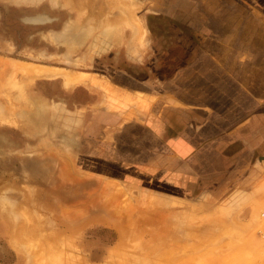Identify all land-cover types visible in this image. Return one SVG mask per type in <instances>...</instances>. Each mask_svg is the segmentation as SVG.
I'll return each mask as SVG.
<instances>
[{
	"label": "rangeland",
	"instance_id": "374dc122",
	"mask_svg": "<svg viewBox=\"0 0 264 264\" xmlns=\"http://www.w3.org/2000/svg\"><path fill=\"white\" fill-rule=\"evenodd\" d=\"M96 6L98 7L96 8ZM152 6L149 0H0V80L3 76L0 81V264H41L39 259L42 258L43 252L41 250L42 238L45 239V245L54 247L53 250L57 249L56 252L53 250L49 252L53 253L51 254V260H55L52 262L53 264H159V262L160 264H214L216 260L215 264H264V188L245 194L242 199L237 201L232 200L201 207L171 197L169 194L135 186L121 178L103 177L94 172L84 171L78 165L77 156L80 153L79 150L84 147L81 142L89 141L88 124H80L87 113L89 91L83 87H79L77 90H73V87L61 89L62 78H37L33 73L32 67L39 64L58 66L69 70H88L96 54L99 57H101V53L104 57L120 55L121 48H109L111 45L108 44L109 49H104L106 39L101 33L107 29L110 32L120 30V32L129 33L128 29L130 28L126 27L123 18L125 14L132 12H135L138 21L147 22L146 24L149 22V26H151L155 19L147 18L144 14L146 9ZM103 7L107 11L102 9ZM125 10L132 12L128 13ZM114 12H118V15H114L116 14ZM159 21L156 25L161 24ZM118 22L123 27L122 25L118 26ZM167 23L169 22L167 21ZM67 24H69L68 28L65 27V25L68 26ZM89 27L90 29H88ZM106 27L107 29H105ZM86 29L90 30L89 32L87 30L88 34ZM84 37L86 38L84 39ZM5 59L11 62L7 63ZM13 60L24 61L23 65L27 62L26 67L32 63L34 66H28L27 70L30 69L29 74H33L30 76L25 72L26 68L23 70L19 66L20 64H16ZM1 65L5 68L10 65L11 69L7 72L8 70L5 71ZM6 72L8 76H5ZM23 74L26 75L22 76ZM28 75L30 78L27 80ZM25 76L28 77L25 78ZM17 80H20V83ZM13 83H15V88L12 87ZM17 83L21 85L16 87ZM24 114H26L25 119ZM34 114L36 118H34ZM75 118L78 124L72 123ZM29 122L30 124H28ZM118 137L122 139L123 136L119 133ZM38 152L39 155H37ZM46 152L47 154H49L48 152L52 153L49 154V156L52 155L51 158L44 155ZM56 154L59 155L57 158ZM40 156L42 161H38ZM60 157L64 159V163L63 160L60 161ZM64 157L72 160V163L69 161L74 165H70L72 170L78 175L80 173L82 177L80 175L79 177L85 178L86 183L91 186L88 187L86 184L77 182L76 184L71 179L69 180L73 183L63 179L64 171L60 170H63L65 166L66 159ZM29 159H33V162H30L33 164L28 165L27 162L31 161ZM58 159L59 161H57ZM36 162L38 166L44 165L45 167L47 165L45 173L49 174H42L44 173L42 172L43 167L41 166L39 171L40 166L37 168ZM59 162L63 163L62 167ZM19 163H24L25 170H30L23 171V166ZM31 168H36V172ZM38 171L44 176V179L37 173ZM32 174L33 176L39 174L40 179H36L37 176L34 178ZM50 174H52V178ZM49 178L52 179L51 183L55 184L54 186L50 185ZM41 179L42 181L46 179V183L40 181ZM104 187L112 188L113 191L110 192L119 191L121 193L119 202H122V209L119 211L131 215L135 211V219L138 218L142 222L143 219H147L152 222L156 219L162 220L163 214V217H168L170 220L173 217L174 221L171 220L173 221L171 227L178 238L175 236L172 238L174 243L170 238L165 240V237L157 240L164 245L167 242L166 245L170 247H166L165 250H171L169 252L163 249V251H158L159 242L153 241L154 237H159L161 225H140L137 221L136 225H132L133 228H129L133 231L137 227V230L131 233L127 232L121 238L119 234H122L121 230L127 222L123 219L124 221L122 220L121 223L118 217H114V212L109 213L112 207H102L101 209L95 207L96 210L91 208L92 215L85 214L78 219L69 217L66 219L64 212L73 209L74 204L79 202H77V197L78 200L82 198L81 201L88 202H92L94 197V201L98 198L102 203L107 199L114 200L115 195L113 197L112 193H104ZM72 195L75 196L76 202L70 198ZM28 198L29 200H27ZM84 198L86 199L84 200ZM102 209L107 210L104 212ZM97 216L100 219H96ZM159 216L161 217L159 218ZM149 217L152 218L149 219ZM89 218L93 219L92 222ZM212 218L218 219H216V223ZM106 219L110 224L103 222ZM209 221H214L213 223L217 226L211 228L210 225L213 224ZM219 221L224 224L223 227L220 226L222 223L219 224ZM33 230L38 233L32 237L30 232ZM67 230H69V234ZM208 231L212 233L213 238H208L211 236ZM205 234L206 237L203 236L202 240L200 236ZM216 236L218 237L216 238ZM57 237L59 238L57 239ZM190 237L194 243L191 242ZM197 238L202 241L201 243L198 239L200 241L198 246ZM204 238L208 242L211 239H216L211 241L212 244L207 245L208 242ZM177 241L178 243H176ZM229 241L232 243L229 244ZM205 245L208 246V250ZM220 245H224L221 247L222 249L220 248L221 251L217 250ZM188 246L191 247L188 248ZM211 246L221 254H217L216 251L217 255L212 254ZM203 248L204 250L201 251ZM163 252L168 256L163 255ZM60 253L61 258L59 257ZM197 253L198 255H196ZM170 254H172V259L169 258ZM57 257L63 258V260L59 259V261ZM46 263L52 264L51 262Z\"/></svg>",
	"mask_w": 264,
	"mask_h": 264
},
{
	"label": "crops",
	"instance_id": "0c3cea01",
	"mask_svg": "<svg viewBox=\"0 0 264 264\" xmlns=\"http://www.w3.org/2000/svg\"><path fill=\"white\" fill-rule=\"evenodd\" d=\"M149 1L143 39L107 29L121 54L70 70L90 93L78 165L201 207L263 189L264 0Z\"/></svg>",
	"mask_w": 264,
	"mask_h": 264
},
{
	"label": "bare ground",
	"instance_id": "6f19581e",
	"mask_svg": "<svg viewBox=\"0 0 264 264\" xmlns=\"http://www.w3.org/2000/svg\"><path fill=\"white\" fill-rule=\"evenodd\" d=\"M96 5V4H95ZM98 6H96V8H97ZM125 7V6H124ZM95 8V7H94ZM95 8V9H96ZM102 9H104V10H106L107 11V9L106 8H102ZM92 11H93V9H92ZM101 11V10H100ZM103 11V10H102ZM117 11V10H116ZM126 12H128V10H125ZM130 11V10H129ZM130 12H132V11H130ZM130 12H128V13H130ZM114 13H116V12H114ZM118 13V12H117ZM114 14V15H118V14ZM94 14V13H93ZM120 14V13H119ZM134 15H130V14H125L124 15V18L122 17V15H121V17L124 19L123 21H124V23H125V25H126V27H129L131 30H133V32H135V34L137 33L138 35H139V33H140V35L138 36V37H136V38H139L140 36H142V39H143V35H145V33H144V31H146L143 27H142V23L140 22V21H138L139 19H137L136 18V15H135V12L133 13ZM109 15V14H108ZM114 15H112V17H115ZM104 17V16H103ZM111 17V18H112ZM45 19V18H44ZM104 20V19H103ZM114 23V22H113ZM119 23V22H118ZM68 26H66L65 25V27L66 28H68L69 27V24H67ZM73 25V24H72ZM122 24H120L119 23V25L118 26H121ZM122 27H123V25H122ZM73 28V27H72ZM74 28H75V26H74ZM73 28V29H74ZM88 29H90V27L88 28ZM88 29H86L85 31H86V33H87V30ZM105 29H107V27L105 28ZM65 30V29H64ZM84 31V32H85ZM90 30H88V32H89ZM58 32H60V31H58ZM82 32V31H81ZM61 33V32H60ZM63 33V32H62ZM86 33H84L86 36H87V34ZM54 34H57V33H55L54 32ZM106 35H107V33H106ZM55 36V35H54ZM53 36V37H54ZM134 37V38H135ZM86 37H84V39H85ZM140 39H141V37H140ZM140 39H138V40H140ZM62 42V41H61ZM83 42V41H82ZM58 43V42H57ZM132 43V42H131ZM130 43V44H131ZM135 43V42H134ZM133 43V44H134ZM142 43H143V41H142ZM131 46V45H130ZM130 46H129V48H130ZM133 46V45H132ZM131 46V47H132ZM137 46V45H136ZM133 48V47H132ZM129 50V49H128ZM1 59V58H0ZM6 60V59H5ZM8 60V59H7ZM6 60V61H7ZM19 60V59H18ZM14 61V60H13ZM4 62V61H3ZM8 62H11V61H7V63ZM14 62H16V64L17 63H19L20 65V67L23 69V70H25V68H26V70H27V67L28 66H30L31 67V65L32 66H34L32 63H30L31 65H28L27 67H26V64H27V62H26V64L25 65H23L25 62L23 61V62H18V61H14ZM7 63L5 62V64L7 65ZM10 64V63H9ZM15 64V65H16ZM23 66H22V65ZM4 65V64H3ZM2 66V65H1ZM3 67V66H2ZM8 66H6V68H7ZM9 67H10V65H9ZM5 68V66L3 67V68H5L4 70L6 71V70H8L7 72H9V70L11 69V68ZM19 68V67H18ZM33 68V73H34V75H35V77H39V78H47V79H54V78H62V80H63V83H64V85L66 86V88H68V89H70V88H72V87H74V86H77V85H82V84H85V73L84 72H82V71H79V72H72V71H70L69 69H65V68H63V67H58V66H51V65H46V64H39V65H36V67H32ZM20 69V68H19ZM3 70V69H2ZM30 70V69H29ZM29 70H27V71H25L26 73H28L29 74ZM22 71V70H21ZM7 72H6V75L5 74H3V75H5V76H8L7 75ZM18 72V71H17ZM31 72H32V70H31ZM20 73H22V72H20ZM33 73H31V75L33 74ZM9 74V73H8ZM17 75V74H16ZM24 75H26V74H23L22 76H24ZM30 75V74H29ZM28 75V76H29ZM30 75V76H31ZM4 76V77H5ZM28 76H25V78L26 77H28ZM30 76L27 78V80L30 78ZM15 77V76H14ZM3 79V76H1V80ZM17 79V78H16ZM15 79V80H16ZM36 79V78H35ZM0 80V81H1ZM24 80V79H23ZM18 81V80H17ZM20 81V80H19ZM18 81V83H20ZM21 82H22V80H21ZM17 83V84H18ZM26 83V82H25ZM22 84H24V82H22ZM14 85V86H13ZM21 85V84H20ZM19 84L18 85H16V87H19L20 86ZM1 86V85H0ZM12 87L13 88H15V83H13L12 84ZM22 87V86H21ZM21 89V88H20ZM25 99V98H24ZM25 101H26V99H25ZM3 102V101H2ZM1 102V103H2ZM29 102V101H28ZM27 102V103H28ZM31 103V102H30ZM4 104V103H3ZM1 105V104H0ZM31 106V105H30ZM4 107V106H3ZM39 107H41V106H39ZM11 109V108H10ZM10 109H9V111H10ZM8 110V109H7ZM41 110V109H40ZM42 112V111H41ZM15 115H16V113H14ZM29 114V113H28ZM27 114V115H28ZM19 115V114H18ZM23 115V114H22ZM11 116V115H10ZM25 116H26V114H24V119H25ZM29 116V115H28ZM3 117V116H2ZM23 118V117H22ZM27 118V117H26ZM34 118H36L35 117V114H34ZM1 119V118H0ZM2 119H4V118H2ZM16 119V118H15ZM40 119H42V118H40ZM26 124V123H25ZM28 124H30V122L28 123ZM37 124H39V123H37ZM40 125V124H39ZM25 126V125H24ZM27 129H29V128H27ZM31 133H32V131H31ZM38 133H39V131H38ZM3 136V135H2ZM44 137V136H43ZM6 139V138H5ZM48 139V138H47ZM46 140V139H45ZM44 140V142H47V141H45ZM4 141V140H3ZM41 142V141H40ZM48 143V142H47ZM41 144H43L42 142H41ZM47 148V147H46ZM46 148H44V149H46ZM42 153V152H41ZM49 154H52L51 152H48ZM35 154V153H34ZM37 154V153H36ZM49 154H47V152H46V154H44V155H48L49 156ZM37 155H39V152H38V154ZM41 155H43V154H41ZM45 156V157H46ZM47 156V157H48ZM51 156L52 155H50L48 158H51ZM55 156V155H54ZM53 156V157H54ZM59 155H57L56 154V158L58 157ZM62 157V156H61ZM61 157L59 158V159H61ZM33 158H34V160H35V157L33 156ZM37 158H39V157H37ZM47 158V159H48ZM65 158V157H64ZM19 159V158H18ZM46 159V158H45ZM55 159V158H54ZM59 159L57 160V161H59ZM66 159V161H65V166L63 167V170H60V171H64V174H63V179L65 178V180H69V179H71V180H73V181H75V183L77 182L78 184H86V186L88 185V187H89V185L90 184H88V183H86L87 181H85L83 178H81L82 176L80 175V173H79V175L81 176V177H79V175L78 174H76L75 173V171H73L72 169V167H70V165L71 166H74L73 164H70V162L72 163V160L70 161V158L68 159V157L67 158H65ZM67 159H68V161H67ZM22 160H23V158H22ZM27 160H28V156H27ZM29 160H31V161H29V162H27V161H25V162H27V163H29L28 165H31V164H33V163H30V162H33L32 160L33 159H29ZM38 160V159H37ZM43 159L41 158V156H40V158H39V160L38 161H42ZM53 160V159H52ZM51 160V161H52ZM63 160V161H62ZM54 161H56V160H54ZM60 161H62L63 163H64V159H61ZM70 161V162H69ZM23 162V161H22ZM21 162V163H22ZM41 163V162H40ZM49 163V162H48ZM60 163V162H59ZM63 163H60L61 165V167H62V164ZM20 164V163H19ZM24 164V163H23ZM23 164H20L21 166H23ZM41 164H43V163H41ZM46 164H47V162H46ZM50 164H52V163H50ZM26 165V164H25ZM36 165H37V162H36ZM35 164H34V166H36ZM33 166V165H32ZM40 166V167H39ZM37 165V168L39 167V171L41 170V166L43 167V171L42 172H44V173H42V174H49V173H45L47 170H45L46 168V166L44 167V165ZM52 166V165H51ZM53 167V166H52ZM22 168V167H21ZM49 168V167H48ZM47 168V169H48ZM53 169V168H52ZM22 170L24 171L25 170V168H24V166H23V168H22ZM27 170V172H28V170H30V169H26ZM25 170V171H26ZM31 170H35L34 172H36V168L35 169H33V168H31ZM75 170V169H74ZM37 172V173H39L40 174V172ZM50 171V170H49ZM59 171V172H60ZM31 172V171H30ZM33 172V171H32ZM33 172V174H35ZM61 173V172H60ZM31 174V173H30ZM33 174H32V176H33ZM39 174H36L35 176H37V178L35 177V176H33L34 178H36V179H38L39 177H38V175ZM42 174H40L41 176H43ZM45 175V176H46ZM51 175V178H52V174H50ZM50 175H48V176H50ZM40 176V177H41ZM47 176V177H48ZM47 177H45V178H47ZM42 178V177H41ZM51 178H49L48 180L50 181V183H51ZM62 178V177H61ZM67 178V179H66ZM40 179V178H39ZM38 179V180H39ZM42 179H44V176H43V178ZM42 179L40 180V181H42ZM30 180V179H29ZM33 180V179H32ZM47 180V181H48ZM71 180H69V181H71ZM44 181V180H43ZM42 181V182H43ZM49 181H48V183H49ZM28 182V181H27ZM45 183H46V179H45V181H44ZM58 182V181H57ZM53 183H54V180H53ZM61 183H62V181H61ZM60 183V184H61ZM71 183H73L72 181H71ZM74 183V184H75ZM76 183V184H77ZM31 184V183H30ZM47 185V184H46ZM50 185H55V184H50ZM62 185V184H61ZM60 185V187H62ZM108 185H110V184H108ZM58 186H59V184H58ZM64 186V185H63ZM74 186V185H73ZM91 186V185H90ZM56 189V188H55ZM104 193H106V194H109V193H112L113 194V197H114V195H115V197H114V200L113 199H111V200H108L107 199V201H105L104 203H102L101 201H100V199H98V198H96L95 200L96 201H94V198H93V201L91 202H88V201H81V199L80 200H78V197H77V202L78 203H76V204H74V207H73V209H71V210H69L68 212H64V216L66 217V219L69 217V218H73V219H78V217H83V215H90L91 214V208H93L94 210H96L95 209V207H97L98 209H99V207H100V209L102 208V207H104V208H106V207H112V210H110V208H109V210H110V212L109 213H111V212H114L113 214L115 215L114 217H118V219H120V222L123 220V219H125L126 220V224H124V228H123V230H121L122 231V234H119V235H121V238L125 235V234H127V232L128 233H131V232H134L135 230H137V227H136V229H134L133 231H132V229L130 230L129 228L130 227H132V225L134 224V225H136V223H137V221L140 223V225L141 224H146V225H161L162 227L160 228V230H159V237H154L153 238V241L155 242V243H157V242H159L158 243V245H157V249H158V251H160V250H165V248L166 247H170V246H168V245H166L167 244V242L165 243V245H164V243H162L161 241H157V240H159V239H162L163 237H165V240H167V238H170V239H172V238H174V236H175V232L173 231V228L171 227V225L173 224V217H172V219L171 220H173V221H171L170 219H168V217H163V215H162V217L161 216H159V218L161 217L162 218V220H159V219H156V220H159V221H156V220H153L152 222H150V221H148L147 219H143V222L141 221V220H139L138 218L137 219H135L136 218V216H135V218H134V213H135V211H134V213H132L133 215H131V214H125V212L124 213H122V212H120L119 210L120 209H122V205H121V203L119 202V197H120V192L119 191H114V192H110V191H113L112 190V188H110V187H104ZM31 194V193H30ZM57 194V193H56ZM30 196V195H29ZM66 196L68 197V195L66 194ZM73 196V195H72ZM70 197V198H72L73 199V202L76 200V198H75V196H73V197ZM29 198H32V197H29ZM29 198L27 199V200H29ZM86 198H84V200H85ZM52 200V199H51ZM83 200V199H82ZM116 200V201H115ZM76 202V201H75ZM118 209V210H117ZM87 210V211H86ZM104 210V212L107 210H105V209H102V211ZM130 210H132L131 209V207H130ZM100 211V210H99ZM128 212V211H127ZM130 212V211H129ZM49 214V213H48ZM156 214V213H155ZM154 214V215H155ZM170 214V213H169ZM92 215V214H91ZM153 215V216H154ZM157 215V214H156ZM161 215V214H160ZM158 216V215H157ZM65 217H63V218H65ZM147 218H148V216H146ZM170 217V216H169ZM51 218V217H50ZM152 217H149V219H151ZM164 218V219H163ZM49 219V218H48ZM54 219V218H53ZM57 219V218H56ZM83 219V218H82ZM90 219V221L92 222V220L93 219H91V218H89ZM96 219H100V217H96ZM155 219V218H154ZM217 219V218H216ZM216 219H214V218H212V220H215V223H216V221L218 220H216ZM226 219V218H225ZM51 220V219H50ZM80 220V219H79ZM64 221H66V220H64ZM68 221H69V219H68ZM72 221V220H71ZM88 221V220H87ZM89 221V222H90ZM107 221H109V220H107L106 219V221H103V222H106V223H108V224H110L109 222H107ZM124 221V220H123ZM221 221V220H220ZM220 221L218 222L219 224H221L222 222L224 223V221L222 220V222L220 223ZM61 222H62V220H61ZM176 222V221H175ZM211 222V224H213V225H210V227L212 228V226H214V227H216L217 225L216 224H214L213 222L214 221H209V223ZM229 222V221H228ZM64 223V225H65V222H63ZM63 223H62V225H63ZM82 223H83V221H82ZM122 223V222H121ZM124 223V222H123ZM217 223V224H218ZM222 223V225H220V226H222L223 227V224ZM226 223H227V219H226ZM225 223V224H226ZM46 224V223H45ZM208 225V226H209ZM216 225V226H215ZM85 226V225H84ZM173 226V225H172ZM180 226H182V224H180ZM207 226V225H206ZM205 226V227H206ZM219 226V225H218ZM219 226V227H220ZM226 226V225H225ZM224 226V227H225ZM52 227V226H51ZM64 227V226H63ZM73 227V226H72ZM75 227V226H74ZM209 227V228H210ZM37 228V227H36ZM120 228V227H119ZM133 228V227H132ZM207 228V227H206ZM218 228V227H217ZM226 228V227H225ZM16 229H17V227H16ZM19 229V228H18ZM62 229V228H61ZM20 230V229H19ZM64 230H66V229H64ZM119 230V229H118ZM177 230V229H176ZM38 231V230H37ZM61 231V230H60ZM68 231V234H69V230H67ZM205 231H207V229H205ZM16 232V231H15ZM66 232V231H65ZM71 232V231H70ZM120 232V231H119ZM209 232V231H208ZM30 233H32V237L33 236H35V234L36 233H38V232H36V230H33V231H31ZM40 233V232H39ZM205 233H207V232H205ZM210 233V232H209ZM220 233V232H219ZM60 234V233H59ZM156 235H157V233H155ZM212 233H210V235H211ZM17 235V234H16ZM209 235V234H208ZM207 235V236H208ZM216 235H217V233H216ZM56 236V235H55ZM155 236V235H154ZM194 236V235H193ZM203 236H205L206 237V234L205 235H202V236H200V238L202 239L203 238ZM214 236H215V234H214ZM176 237V236H175ZM197 237H199L198 235H197ZM213 238V235H211L210 237L208 236V238L210 239V238ZM218 236H216V238H217ZM18 238V237H17ZM59 237H57V239H58ZM125 238V237H124ZM176 238H178V237H176ZM191 238V237H190ZM189 238V239H190ZM194 238V237H193ZM207 238V239H208ZM215 238V239H216ZM169 239V240H170ZM196 239V238H195ZM199 238H197V246L199 245L198 243H200V241H201V239H199ZM208 239V240H209ZM215 239H213V240H215ZM229 239V238H228ZM231 239V238H230ZM40 240V239H39ZM60 240V239H59ZM193 239L191 238V242H193L192 241ZM203 240V239H202ZM204 240H205V238H204ZM212 239H211V241H213ZM232 240V239H231ZM35 241H38V240H35ZM42 241H43V243H42V249L41 250H43V252H42V258L41 259H39V260H41V264H47L46 262H55V260L53 261V260H51L52 259V256H51V254H53V253H49V252H52V250H53V248L54 247H49V246H47V244L45 245V239L44 238H42ZM172 241H173V239H172ZM178 241H179V239H178ZM178 241L176 242V243H178ZM199 241V242H198ZM206 241V240H205ZM211 241H206V242H208V244L207 245H210V243L212 244V242ZM219 241H220V239H219ZM223 241V240H222ZM31 242H33V241H31ZM180 242V241H179ZM51 243V242H50ZM64 243V242H63ZM168 243H169V241H168ZM173 243H174V241H173ZM182 243H184V242H182ZM187 243H188V240H187ZM194 243V242H193ZM201 243H202V241H201ZM229 244H231L232 242H228ZM12 244H13V242H12ZM18 244V243H17ZM147 244V243H146ZM154 244V243H153ZM171 244V243H170ZM25 245H27V244H25ZM25 245H22V246H25ZM55 245V244H54ZM183 245H186V244H183ZM207 245H205V246H207ZM15 246V245H14ZM224 245H220V246H218V249L217 248H215V249H217V250H219V251H221V247H223ZM225 246H226V242H225ZM37 247V246H36ZM161 247H163V248H161ZM186 247V246H185ZM189 247H191V246H188V248ZM196 247V246H195ZM201 247V246H200ZM212 247V246H211ZM210 247V248H211ZM228 247H229V245H228ZM15 248V247H14ZM56 248V247H55ZM58 248V247H57ZM155 248V247H154ZM175 248V247H174ZM180 248H181V246H180ZM183 248V247H182ZM194 248V247H193ZM192 248V249H193ZM197 248H199V247H197ZM221 248V249H220ZM226 248H227V246H226ZM18 249V248H17ZM144 249V248H143ZM173 249V248H172ZM177 249H179V248H177ZM191 249V248H190ZM191 249V250H192ZM207 250H208V246H207V248H206ZM56 251H57V249H55ZM55 250H53V252L55 251ZM162 250V251H163ZM168 249H166L165 251L166 252H169V250H171V249H169L168 251H167ZM185 250V249H184ZM183 250V251H184ZM186 250H187V248H186ZM204 250V248L203 249H201V251H203ZM211 250L213 251V253L212 254H214V255H217V254H219L220 252L219 251H217V250H214V248L212 247L211 248ZM210 250V251H211ZM226 250V249H225ZM33 251V250H32ZM39 251V250H38ZM55 251V252H56ZM190 251V250H189ZM194 251V250H193ZM200 251V250H199ZM218 252L217 254H216V252ZM18 252H20V251H18ZM24 252H26V251H24ZM173 252V251H172ZM172 252H170V253H172ZM174 252H175V250H174ZM198 252V251H197ZM208 252V251H207ZM215 252V253H214ZM154 253V252H153ZM179 253V252H178ZM33 254H35V253H33ZM155 254V253H154ZM175 254H176V252H175ZM186 254V253H185ZM210 254V253H209ZM221 254V253H220ZM37 255V254H36ZM162 255V254H161ZM163 255H167L165 252H163ZM171 256H169V258L171 257V259H172V254H170ZM179 255V254H178ZM196 255H198V253L196 254ZM201 255H202V253H201ZM213 255V256H214ZM63 256V255H62ZM156 256V255H155ZM168 256V255H167ZM193 256V255H192ZM205 256H206V254H205ZM38 257V256H37ZM46 257V258H45ZM60 258H61V253H60V256H59ZM59 257H57V259L59 260L60 258ZM157 257V256H156ZM156 257H153V258H156ZM174 257V256H173ZM175 257H179V256H175ZM182 257V254L180 255V258ZM185 257V256H184ZM187 257H189V256H187ZM195 257V256H194ZM219 258H220V256H218ZM28 258V257H27ZM32 258V257H31ZM31 258H29V259H31ZM39 258V257H38ZM158 258V257H157ZM200 258H202L201 256H200ZM217 258V257H216ZM28 259V260H29ZM55 259V258H54ZM163 259H166V258H163ZM178 259V258H177ZM31 260H33V259H31ZM60 260H63V258L62 259H60ZM59 260V261H60ZM160 260H161V258H160ZM202 260H204V259H202ZM207 260V259H206ZM205 260V261H206ZM219 260V259H218ZM37 261H38V259H37ZM217 261V260H216ZM215 261V263H217ZM220 261V260H219ZM57 262V261H56ZM159 262V261H158ZM157 262V263H158ZM207 262H208V260H207ZM191 263V262H190ZM198 263V262H197ZM214 263V264H215ZM222 263V262H221ZM53 264V263H52ZM55 264V263H54ZM156 264V263H155ZM159 264H160V262H159ZM208 264H210V263H208Z\"/></svg>",
	"mask_w": 264,
	"mask_h": 264
}]
</instances>
